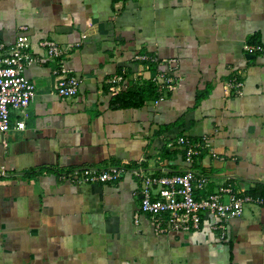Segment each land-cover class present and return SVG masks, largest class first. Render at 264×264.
Masks as SVG:
<instances>
[{"label":"crops","instance_id":"obj_1","mask_svg":"<svg viewBox=\"0 0 264 264\" xmlns=\"http://www.w3.org/2000/svg\"><path fill=\"white\" fill-rule=\"evenodd\" d=\"M22 25L35 53L45 38L69 49L80 86L58 94L57 60L26 68L35 99L28 115L11 111L26 125L0 133V264H264L262 204L230 219L225 238L213 216L196 232L158 234L139 211L146 175H205L196 197L264 186V51L245 50L264 46V0H0V42L12 45ZM144 53L175 66L146 69ZM124 69L122 91L158 69L176 86L158 104L120 106L108 79ZM181 135L211 146L191 163L168 146ZM109 165L126 171L105 183L62 178Z\"/></svg>","mask_w":264,"mask_h":264},{"label":"built area","instance_id":"obj_2","mask_svg":"<svg viewBox=\"0 0 264 264\" xmlns=\"http://www.w3.org/2000/svg\"><path fill=\"white\" fill-rule=\"evenodd\" d=\"M27 26H20L22 31L12 45L0 42V133L12 128L23 129L26 125L24 119L11 122V111L19 110L21 115H28V108L35 99L36 85L26 75V68L34 63L48 64L58 61L54 68L57 76V91L62 97L71 98L78 94L80 79L65 65V59L69 57V49L58 42L45 38L40 41L41 53H35L24 31ZM245 50L248 53H260L264 51L262 43H246ZM137 60L141 61L146 69H151V64L157 66L166 62L175 66L173 59L161 60L156 55L138 54ZM158 69L150 77L155 83L159 97L155 99L158 104L164 100L167 92L176 86V80L170 73ZM115 94L126 87V70L116 73L108 79ZM243 86L242 81L235 77L230 82V87L239 93ZM169 147L183 149L186 158L193 163L204 148L211 143L207 136L199 140H192L188 135H181L176 140L168 143ZM126 168L109 165L108 167H75L62 174V178L74 183L113 182L119 180ZM137 176L140 172L134 170ZM2 175L6 174L2 171ZM209 178L199 175L192 170L170 173L165 175H146L142 177L140 188L141 202L139 211L154 217L155 231L158 234L170 232L190 233L201 229L205 217L213 216L218 219L213 225L221 231L222 238L226 237L227 222L243 215L246 205L256 203L264 205V196L255 195L233 183L225 184L219 191L205 197H196L195 191L204 188ZM138 213L136 217H138Z\"/></svg>","mask_w":264,"mask_h":264},{"label":"trees","instance_id":"obj_3","mask_svg":"<svg viewBox=\"0 0 264 264\" xmlns=\"http://www.w3.org/2000/svg\"><path fill=\"white\" fill-rule=\"evenodd\" d=\"M156 66L157 64L152 63L151 70L154 71ZM158 97L159 93L156 85L150 80H145L141 84H134L129 89L117 93L115 101L120 106L140 107L144 105L148 99L155 100ZM249 192L255 195L264 196V186L257 185L255 188L249 189Z\"/></svg>","mask_w":264,"mask_h":264}]
</instances>
